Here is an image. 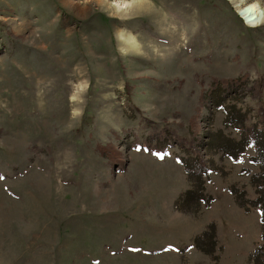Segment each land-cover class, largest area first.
Here are the masks:
<instances>
[{"label": "rangeland", "instance_id": "1", "mask_svg": "<svg viewBox=\"0 0 264 264\" xmlns=\"http://www.w3.org/2000/svg\"><path fill=\"white\" fill-rule=\"evenodd\" d=\"M251 4L264 14V0H0V264L264 255L261 210L231 194L257 199L260 173L238 146L264 131ZM185 164L215 200L197 215L175 209L193 189ZM213 223L210 255L195 243Z\"/></svg>", "mask_w": 264, "mask_h": 264}, {"label": "trees", "instance_id": "2", "mask_svg": "<svg viewBox=\"0 0 264 264\" xmlns=\"http://www.w3.org/2000/svg\"><path fill=\"white\" fill-rule=\"evenodd\" d=\"M243 140L239 142L238 146L241 148V152H244L247 147H254L256 149V155L252 158L254 165L259 166L260 173L251 177V185L255 189L257 199L250 200L247 197L246 192L239 193L237 189H233L231 194L238 207L249 212L251 209L259 208L262 213V238L264 240V131H260L257 128H250L249 132L244 135ZM226 146L225 150L232 159L238 157L235 153V148ZM186 165V164H185ZM187 168V165L185 166ZM187 171L195 177L193 181V189L182 194L175 203V209L184 214L197 215L203 208H209L215 202L214 198L207 194L204 181L201 179L203 176V168L197 172L195 170L187 168ZM218 232L217 226L213 223L210 224L207 230L204 232L202 238L196 241V248L205 254H214L216 246L212 244L213 241H217ZM208 241L211 243V249L207 250L203 244ZM262 247H260L256 254L253 256L254 264H264V255H262Z\"/></svg>", "mask_w": 264, "mask_h": 264}, {"label": "bare ground", "instance_id": "3", "mask_svg": "<svg viewBox=\"0 0 264 264\" xmlns=\"http://www.w3.org/2000/svg\"><path fill=\"white\" fill-rule=\"evenodd\" d=\"M239 7V6H238ZM239 14H241V16L245 17V19L247 20V23H249L252 26H256L258 25L260 22H263V18H264V14L261 12L260 7L257 4H251L248 5L245 8H241L239 10ZM242 17V18H243ZM28 203V202H27ZM28 205V204H26ZM34 210V209H33ZM30 211V212H33ZM28 211V210H26ZM96 211V210H95ZM36 212V211H35ZM28 213V212H27ZM34 213V212H33ZM35 214V213H34ZM29 215V214H28ZM32 215V214H31ZM31 217V216H30ZM33 218V216H32Z\"/></svg>", "mask_w": 264, "mask_h": 264}, {"label": "clouds", "instance_id": "4", "mask_svg": "<svg viewBox=\"0 0 264 264\" xmlns=\"http://www.w3.org/2000/svg\"><path fill=\"white\" fill-rule=\"evenodd\" d=\"M117 7H120V5H117ZM124 7H128V5H127V4H125V5H124Z\"/></svg>", "mask_w": 264, "mask_h": 264}]
</instances>
